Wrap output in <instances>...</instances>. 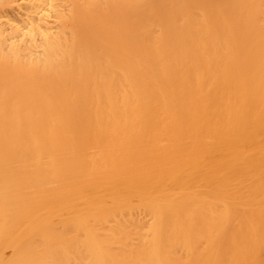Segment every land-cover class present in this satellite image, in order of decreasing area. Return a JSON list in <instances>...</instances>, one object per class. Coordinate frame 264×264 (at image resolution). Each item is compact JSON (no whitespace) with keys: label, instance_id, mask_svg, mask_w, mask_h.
<instances>
[{"label":"bare ground","instance_id":"bare-ground-1","mask_svg":"<svg viewBox=\"0 0 264 264\" xmlns=\"http://www.w3.org/2000/svg\"><path fill=\"white\" fill-rule=\"evenodd\" d=\"M0 264H264V0H0Z\"/></svg>","mask_w":264,"mask_h":264}]
</instances>
